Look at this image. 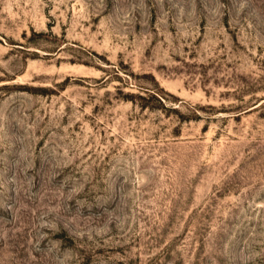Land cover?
I'll return each instance as SVG.
<instances>
[{
    "label": "rangeland",
    "instance_id": "rangeland-1",
    "mask_svg": "<svg viewBox=\"0 0 264 264\" xmlns=\"http://www.w3.org/2000/svg\"><path fill=\"white\" fill-rule=\"evenodd\" d=\"M0 264H264V0H0Z\"/></svg>",
    "mask_w": 264,
    "mask_h": 264
}]
</instances>
